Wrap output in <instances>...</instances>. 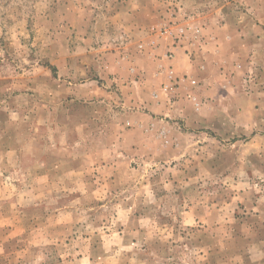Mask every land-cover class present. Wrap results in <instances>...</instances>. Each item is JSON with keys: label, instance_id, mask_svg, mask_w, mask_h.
<instances>
[{"label": "rangeland", "instance_id": "rangeland-1", "mask_svg": "<svg viewBox=\"0 0 264 264\" xmlns=\"http://www.w3.org/2000/svg\"><path fill=\"white\" fill-rule=\"evenodd\" d=\"M189 18L264 35V0H0V264H264V55L202 118L125 52Z\"/></svg>", "mask_w": 264, "mask_h": 264}, {"label": "crops", "instance_id": "crops-1", "mask_svg": "<svg viewBox=\"0 0 264 264\" xmlns=\"http://www.w3.org/2000/svg\"><path fill=\"white\" fill-rule=\"evenodd\" d=\"M183 23H190V26H200L201 28L196 18H189L184 20ZM203 29H199V34L202 33L201 35H197L194 39H190L191 36L187 35L185 39H180L176 42L174 47L173 39L167 34L157 35L152 32H146V34L121 36L125 52L129 57H132L130 52H135V55L140 56L142 60L148 62V65L154 71L161 66H173L179 73H186L191 76L192 80L197 79L199 81L200 85L198 87L192 88L190 86L186 89L189 91L188 94L192 96L190 99L192 102L189 101L186 104L195 103L196 106H191L198 109L197 111L190 109V115L193 114V117L195 115L202 117V114L208 109L209 114L216 118L214 111L219 108L221 112H224L221 107L223 105L227 106L228 102L231 108L237 109L236 111L239 113L238 104L242 100H245L244 98L250 97V94H246V92L244 93L245 95L239 94L241 88H239V81L236 78L240 77V73L249 67L255 69V60L257 57L260 58V56L264 55V35H218L216 33L207 35L203 34ZM204 32L206 33L207 31ZM248 41H251V43ZM260 41H262L263 46L259 48L257 46H259L258 43ZM129 42L137 43L138 46H142V49L136 50L133 48L129 50ZM169 51L173 52V58L160 57L162 55L165 56ZM121 52V55L119 54V65H117L116 69L122 68L125 62L126 54H123L124 51ZM133 59L136 60V57L134 56ZM229 79L230 81L228 82ZM179 87L175 90H182L183 87ZM222 88L231 96L222 94L223 96L217 102L215 98L223 93L224 90L222 91ZM208 98L211 99L209 100ZM212 98H214V101ZM201 101H206L207 104L204 102L201 106ZM154 107L156 108V105L151 102L148 108L152 110ZM150 113L149 111L146 112L145 116L148 117ZM235 113L230 112V114H226L230 120H237ZM219 114L220 117H227L223 113ZM200 120L206 124L205 127L217 132L215 126L208 122L209 119Z\"/></svg>", "mask_w": 264, "mask_h": 264}, {"label": "built area", "instance_id": "built-area-1", "mask_svg": "<svg viewBox=\"0 0 264 264\" xmlns=\"http://www.w3.org/2000/svg\"><path fill=\"white\" fill-rule=\"evenodd\" d=\"M187 28L185 27H179L177 30H176V33H174L173 31H169V34H171V36H173L174 39H185L186 38V30ZM190 39H194L197 37V33L196 32H193L192 35H190ZM169 73H172V69H169ZM169 77L170 78H173L174 81L176 80L177 77H172V74H169ZM190 83L193 85L196 83V80L195 79H191L190 80Z\"/></svg>", "mask_w": 264, "mask_h": 264}]
</instances>
